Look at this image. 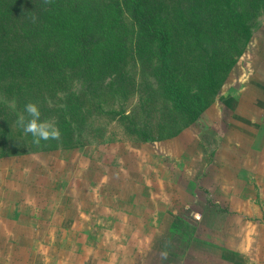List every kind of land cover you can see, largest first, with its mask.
Wrapping results in <instances>:
<instances>
[{"label": "rangeland", "instance_id": "obj_1", "mask_svg": "<svg viewBox=\"0 0 264 264\" xmlns=\"http://www.w3.org/2000/svg\"><path fill=\"white\" fill-rule=\"evenodd\" d=\"M259 3L245 52L213 104L176 138L147 144L140 139L153 125L180 117L173 111L143 115L140 126L129 129L117 119L97 115L83 131L73 125L72 137L80 140L75 150L0 161V181H5L0 209L9 212L19 203L12 191L27 177L44 187V194L22 189L27 198L22 201L37 212L31 215L36 219L20 227L15 216L9 215L5 225L0 218V264H154L159 246L160 264H199L198 259L209 262L212 249H219L207 241L214 229L226 234L227 226L247 227L249 232L253 228L252 237L260 236L250 218L258 215L253 211L261 198H253L251 205L233 199V194H264V0ZM136 76L139 80L140 73ZM139 92L141 88L115 107L124 104L132 110ZM13 101L0 95V104L10 110ZM27 136L15 121L0 116V148L21 140L28 144ZM217 197L226 212L230 201V212L213 222ZM6 238L11 245L4 248ZM23 239L30 244L24 263L19 247ZM250 246L251 237L247 251ZM223 252L231 264L247 263Z\"/></svg>", "mask_w": 264, "mask_h": 264}, {"label": "trees", "instance_id": "obj_2", "mask_svg": "<svg viewBox=\"0 0 264 264\" xmlns=\"http://www.w3.org/2000/svg\"><path fill=\"white\" fill-rule=\"evenodd\" d=\"M259 2L0 0V95L16 104L14 111L0 104V116L16 121L15 113L37 102L41 118L53 117L62 133L40 146L30 134L28 144H4L0 160L75 150L73 125L83 131L97 115L129 129L143 115L173 111L180 117L153 125L140 139L176 138L213 104L245 52ZM138 88V104L127 111Z\"/></svg>", "mask_w": 264, "mask_h": 264}, {"label": "crops", "instance_id": "obj_3", "mask_svg": "<svg viewBox=\"0 0 264 264\" xmlns=\"http://www.w3.org/2000/svg\"><path fill=\"white\" fill-rule=\"evenodd\" d=\"M10 158H6V159H2V160H8ZM0 160V161H2ZM21 166V164H20ZM28 179L27 182H20L19 184V188L16 192L12 191V194H17L18 195V200L19 203H17L15 205V207L13 208H9V212L7 208H2L0 209V218L3 217L4 218V225L7 221H11V219L9 218L10 216H15L14 220H16L15 222L19 224L20 227H22V225H27L28 223V219H36L33 218L31 215L36 214L37 212L34 211V209L30 206H28V204H26V202H23V200H27V198L25 196H23V191L26 189H28L30 192L35 193V194H44L43 189L44 187H40L38 186L35 182L34 178L33 180H30L28 177L26 178ZM0 187L3 186L5 183V181H0ZM29 182L31 184H29ZM137 185V184H136ZM51 194H54L53 191L49 192ZM138 194V193H136ZM231 195V194H229ZM234 196V200H239V202L243 203V204H247V205H251L253 204V198L255 199H260V206H256V208H254L255 214L257 212L258 215H255V217H252V219L250 218L249 215L247 214H243L244 218H250V220H252V222L255 221V223L258 224V229L257 231L259 232V234H257L259 237H252V232H253V228L252 230H250V232L248 231L247 227L243 228L242 230H239V227H235L234 229L231 228L230 226H227V233L225 234L224 232H220L218 229H214L212 232V238L208 239L207 241L210 242L212 245H214L215 247H219V249L217 250H213L211 251V260L208 262L204 261L203 259H198L197 262L199 264H231V261H227L224 259L223 255V251H228V253H230V255L233 256V258L235 259H239L244 257L243 259L245 261H247L246 264H264V194H233ZM56 196H60V194H56ZM216 201H213V208L212 213L214 215V220L213 222H215L216 220H220V218H223V214L225 215L227 213V217H229L228 211L230 212V201L228 200V205H226L228 211L226 212L223 211L224 208V204H221V207L218 206L221 201L220 199L215 198ZM229 199V197H228ZM218 204V205H217ZM259 205V204H258ZM30 207V212L28 211V208ZM253 209H251L252 211ZM241 210H238V212ZM235 212V211H234ZM237 212V211H236ZM241 213V212H240ZM77 214V212H76ZM45 215V214H44ZM43 215V216H44ZM149 219H151L149 217ZM171 219V218H170ZM169 219V220H170ZM232 221L233 218H229ZM72 221H74V218L72 219ZM151 221H148V223H150ZM43 223V222H42ZM72 222H70L71 224ZM74 223V222H73ZM234 226V225H233ZM235 226H237V223H235ZM213 227V226H212ZM214 228V227H213ZM233 232V234H232ZM171 234V232L166 233V236H169ZM232 234V235H231ZM250 234V235H249ZM231 235V236H230ZM233 236V237H232ZM250 237H251V248H253L252 250L250 249V251H247L246 249V242H250ZM8 239V238H6ZM249 239V240H248ZM13 241V240H12ZM11 245V240L8 239L7 241L4 242V248L5 247H9ZM202 250L204 248H207L206 246L200 245ZM30 244L28 242L27 239H23L21 240L20 243V247L23 248L25 250V255H27V248H29ZM161 247L159 246L158 248V252L155 251L154 252V264H160L161 262ZM164 254V253H163ZM188 257V252L186 254ZM27 259V258H26ZM25 260V256L22 260V263H24ZM182 261V260H181Z\"/></svg>", "mask_w": 264, "mask_h": 264}, {"label": "clouds", "instance_id": "obj_4", "mask_svg": "<svg viewBox=\"0 0 264 264\" xmlns=\"http://www.w3.org/2000/svg\"><path fill=\"white\" fill-rule=\"evenodd\" d=\"M50 2V0H45ZM10 107L15 110L16 104L13 101ZM42 112L37 102H28L23 111L17 113L16 125L22 129L25 135H31L32 144L40 146L42 141L61 139V131L54 119H42ZM165 256L167 253L164 254Z\"/></svg>", "mask_w": 264, "mask_h": 264}]
</instances>
